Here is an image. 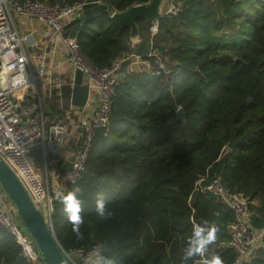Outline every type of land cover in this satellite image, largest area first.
<instances>
[{
  "label": "trees",
  "instance_id": "16d2710c",
  "mask_svg": "<svg viewBox=\"0 0 264 264\" xmlns=\"http://www.w3.org/2000/svg\"><path fill=\"white\" fill-rule=\"evenodd\" d=\"M99 1L110 10L80 27L82 53L101 68L142 54L152 68L126 71L122 62L110 121L98 131L81 178L69 187L80 188L83 238H76L63 204L55 202L59 244L65 250L97 245L115 264H185L193 224L207 221L219 228L207 255L231 264L232 212L194 188L199 179L219 176L251 202V227L264 229V0H180L174 13L158 18L153 36L151 24L137 20L141 43L135 51L129 27L110 15L149 0ZM150 42L155 54L147 56ZM57 105V98L48 103L51 117L63 114ZM179 106L184 122L177 119ZM233 138L239 141L228 149ZM98 194L109 219L96 214ZM0 264H27L2 228ZM248 264H264V230Z\"/></svg>",
  "mask_w": 264,
  "mask_h": 264
},
{
  "label": "built area",
  "instance_id": "2783aa9c",
  "mask_svg": "<svg viewBox=\"0 0 264 264\" xmlns=\"http://www.w3.org/2000/svg\"><path fill=\"white\" fill-rule=\"evenodd\" d=\"M85 1L67 4L51 0H0V76L7 82L6 89L0 84V158L24 184L52 229L54 204L60 202L57 193L66 194L81 178L98 131L110 121L122 62L126 61V71L148 72L152 68L142 54L136 53L108 67H98L82 53L77 36H64V25L82 13ZM179 4L180 0H170L166 13H174ZM150 30L153 36L157 25H151ZM149 44L147 56L155 54L152 42ZM63 65L71 69L65 75L60 72ZM76 70L81 71L82 83L88 87L82 109L72 103ZM64 88L70 89L67 108L61 98ZM54 98L58 108L64 110L61 116L51 117L44 108ZM38 144L53 153L66 152L67 145L71 147L72 153L63 159V164L70 162L69 168L61 166L54 170V188H43L36 175L32 149ZM194 189L218 198L232 212L233 219L227 224L228 245L235 253L231 264H248L261 245L264 230L251 227V202L230 191L219 176L207 183L199 179ZM0 228L13 237L27 264H44L1 187ZM62 251L70 264H90L97 255L102 256L97 245Z\"/></svg>",
  "mask_w": 264,
  "mask_h": 264
},
{
  "label": "water",
  "instance_id": "95a60500",
  "mask_svg": "<svg viewBox=\"0 0 264 264\" xmlns=\"http://www.w3.org/2000/svg\"><path fill=\"white\" fill-rule=\"evenodd\" d=\"M169 8L168 0H149L147 3L135 4L123 11H112L110 17L119 26L129 27V40L136 44L140 39L138 19H143L151 25H157L159 17L164 15ZM110 6L99 0H86L82 5V13L72 18L64 25V36L75 37L82 24L102 12L109 11ZM0 84L3 89L7 88L4 76H0ZM23 93L22 91H20ZM88 94V87L82 83V73L76 70L74 73V84L72 87V103L82 109ZM177 119L185 121V114L181 106L176 109ZM239 139L233 138L226 144L228 149H233ZM80 144L82 142H79ZM70 148V145H67ZM70 162L64 163V168H69ZM0 187L13 204L15 214L24 230L34 241L40 252L41 261L44 264H70L62 251L54 230L46 220L42 209L36 206L24 184L11 169V167L0 158ZM188 264H193L188 261Z\"/></svg>",
  "mask_w": 264,
  "mask_h": 264
},
{
  "label": "clouds",
  "instance_id": "9594fccd",
  "mask_svg": "<svg viewBox=\"0 0 264 264\" xmlns=\"http://www.w3.org/2000/svg\"><path fill=\"white\" fill-rule=\"evenodd\" d=\"M155 30V29H154ZM80 188L76 187L71 191L65 193H57V198L63 204V211L68 217V222L72 226V232L77 239H82L81 225L83 224L82 200L80 198ZM97 216L101 220L109 219L112 215L107 210L106 202L103 194H98L96 199ZM219 228L216 225H210L207 221L202 224H193L192 232L187 240L186 247L183 249V260L185 264L192 261L194 264L195 258H199L200 264H224L223 259L216 254L207 255L209 246L212 245L217 239ZM90 264H115V262L106 257L97 255Z\"/></svg>",
  "mask_w": 264,
  "mask_h": 264
},
{
  "label": "crops",
  "instance_id": "0c3cea01",
  "mask_svg": "<svg viewBox=\"0 0 264 264\" xmlns=\"http://www.w3.org/2000/svg\"><path fill=\"white\" fill-rule=\"evenodd\" d=\"M132 48L133 51H135L136 47H132ZM129 66L132 67L131 64ZM67 67L68 66L66 65L61 66L60 72L65 75L66 70L67 71L71 70L70 68ZM133 67L135 66L133 65ZM44 108L48 111V113H52L50 107H48V103H45ZM71 153H72L71 147L67 149V152L62 151L59 153L57 152L53 153L48 148H45L42 144H38L34 146V150H33L34 164H35L34 167H35L36 175L40 179L43 188L56 187L57 182L54 178V174H53L54 170L58 167L63 166L64 157L70 156ZM35 156H37L36 161H35ZM252 202H254V204L257 203L256 201H252Z\"/></svg>",
  "mask_w": 264,
  "mask_h": 264
},
{
  "label": "rangeland",
  "instance_id": "374dc122",
  "mask_svg": "<svg viewBox=\"0 0 264 264\" xmlns=\"http://www.w3.org/2000/svg\"><path fill=\"white\" fill-rule=\"evenodd\" d=\"M170 0H168V3H169ZM151 28V27H150ZM130 42V41H129ZM141 43V38L138 40V42L136 44H132V42H130V46L131 47H136L138 44ZM69 96H70V89L69 88H64L62 89V95H61V98L63 99L64 101V108H67L68 106V99H69ZM36 146V145H35ZM32 159H33V163H34V156H33V150H32ZM36 158L37 156H35V161H36ZM35 166V164H34Z\"/></svg>",
  "mask_w": 264,
  "mask_h": 264
}]
</instances>
